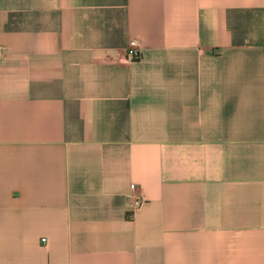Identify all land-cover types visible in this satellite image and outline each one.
<instances>
[{"label": "crops", "instance_id": "0c3cea01", "mask_svg": "<svg viewBox=\"0 0 264 264\" xmlns=\"http://www.w3.org/2000/svg\"><path fill=\"white\" fill-rule=\"evenodd\" d=\"M0 50V264H264V0H0Z\"/></svg>", "mask_w": 264, "mask_h": 264}, {"label": "built area", "instance_id": "2783aa9c", "mask_svg": "<svg viewBox=\"0 0 264 264\" xmlns=\"http://www.w3.org/2000/svg\"><path fill=\"white\" fill-rule=\"evenodd\" d=\"M137 47H138V44L136 41H132L129 44L127 52H126V59L134 60L140 56V52ZM0 55H1V50H0ZM133 203L134 205L138 206L141 203V199H139L138 197H135L133 200ZM42 241H45V239L43 238Z\"/></svg>", "mask_w": 264, "mask_h": 264}]
</instances>
